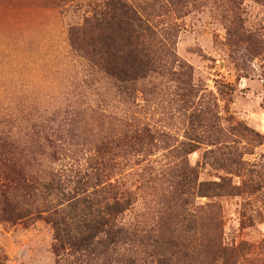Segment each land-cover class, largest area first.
Instances as JSON below:
<instances>
[{"label":"rangeland","instance_id":"rangeland-1","mask_svg":"<svg viewBox=\"0 0 264 264\" xmlns=\"http://www.w3.org/2000/svg\"><path fill=\"white\" fill-rule=\"evenodd\" d=\"M104 1L0 0V264H79L77 253L58 247L48 221L66 202L44 185L59 173L77 175L94 163L98 145L141 123L165 133L156 168L177 161L169 145L191 143L189 162L201 181L226 177L239 188L236 195L189 196L166 176L156 192L150 169L132 163L124 172L138 196L124 220L149 216L156 194L160 211L174 216L175 235L189 244L165 252L172 264H264V0H241L240 13L232 0H192L177 17L161 18L170 30L165 46L178 62L167 61L164 72L140 84L133 104L104 75H91L82 50L70 44V32ZM180 95L191 102L177 105ZM209 141L222 148L218 166L204 158L216 147ZM187 197L205 206L196 228L178 215ZM214 207L227 248L216 258ZM139 244L127 246L140 253L135 264H150ZM129 257L121 248L82 260L127 264Z\"/></svg>","mask_w":264,"mask_h":264},{"label":"trees","instance_id":"trees-1","mask_svg":"<svg viewBox=\"0 0 264 264\" xmlns=\"http://www.w3.org/2000/svg\"><path fill=\"white\" fill-rule=\"evenodd\" d=\"M191 1L105 0L102 7L97 6L93 15L85 19L82 27L70 32V44L82 50L91 75H104L114 92L124 102L133 104L139 91L138 86L150 75L164 72L167 61H172L175 56L165 46L170 30L161 18L177 17ZM232 3L233 9L240 13L241 0H232ZM173 62L178 61L170 62V66ZM168 73L172 75L171 69ZM173 100L177 105L191 102L182 95ZM161 135L165 133H161L158 127L145 123L134 126L128 132L121 131L114 136V140L98 145L96 155L89 159L94 163L89 165L87 160L88 166L78 170L77 175L65 176L59 173L55 175L57 178H51L44 185L48 193L57 192L66 202L67 208L48 218V221L55 230L58 247L77 253L78 260H81L79 264L85 263L82 260L84 256L91 257V260L93 256L99 259L102 251L118 252L121 248H125L130 255L127 264H135L140 253L136 247L127 248L134 242H139V247H145L141 252L148 254L150 264H172V257L165 253L167 250L175 254L189 250V244L179 239L172 230L174 227L171 221L174 216L170 215L171 210L164 212L168 213L165 217L163 210L160 211L161 201L156 199V194L151 199L153 207L149 216L137 224L124 220L125 213L135 205L138 196L137 189L126 179L124 172V168H133L132 163L137 164L139 171L146 168L149 172L150 169L151 183L156 192L161 178L167 176L175 180L176 189L185 188L182 193L187 192L189 196L237 194L239 187L226 177L220 180H200L199 172L189 162L188 156L195 150L191 143L169 145L173 156L178 153L177 161L156 168L154 165L159 159H153V156L161 148ZM194 141L201 142L196 139ZM209 142L216 147L207 150L204 158L209 162L211 158L214 166H218L223 161L220 156L222 148L218 143ZM103 174L108 177L106 181L100 178ZM167 182L170 183L167 187H172V181L167 179ZM180 203L178 215L188 222L189 228H196L192 225L200 222L201 214L206 212L205 206H196L188 197ZM214 208L217 220L215 230L218 234L211 254L216 258L222 257L227 248L220 241V210Z\"/></svg>","mask_w":264,"mask_h":264}]
</instances>
